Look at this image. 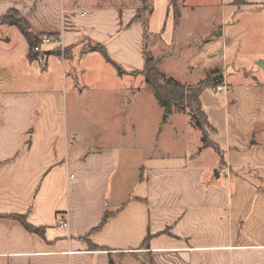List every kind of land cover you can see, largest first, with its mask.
I'll list each match as a JSON object with an SVG mask.
<instances>
[{
    "label": "crops",
    "instance_id": "crops-1",
    "mask_svg": "<svg viewBox=\"0 0 264 264\" xmlns=\"http://www.w3.org/2000/svg\"><path fill=\"white\" fill-rule=\"evenodd\" d=\"M149 2L143 19L140 0L0 5V18L15 9L34 42L58 36L36 54L17 34L23 75L13 66L16 43L0 39V264H264V89L251 81L264 54L242 55L235 29L242 24L251 46L264 0H179L193 26L176 31L168 0ZM222 20L221 46L204 45ZM154 38L172 49L157 60L166 76L192 86L219 73L222 105L205 112L213 146L163 151L157 138L147 146L139 129H127L153 94L133 72L149 49L159 52ZM86 44L102 45L119 68ZM218 51L223 69L204 62Z\"/></svg>",
    "mask_w": 264,
    "mask_h": 264
},
{
    "label": "rangeland",
    "instance_id": "rangeland-1",
    "mask_svg": "<svg viewBox=\"0 0 264 264\" xmlns=\"http://www.w3.org/2000/svg\"><path fill=\"white\" fill-rule=\"evenodd\" d=\"M0 5L5 6V7H10L11 5L14 6H19V0H0ZM212 10H216V12H218L219 14V9H212ZM189 14H192V12L190 11ZM238 17H235V19ZM239 18H241L239 16ZM231 20V19H230ZM230 20H227V22L229 23ZM188 24L187 27L190 28L193 26V21L192 20H181V18L179 17V19L176 21L175 23V31L177 29H183L186 25ZM224 21L222 20L221 22H216L215 24V30L213 31V34L207 35L204 39V45L208 43H210L211 41L216 42L217 41V45L219 43V45L221 46V42L223 41L222 38V26H223ZM227 23V24H228ZM178 27V28H177ZM14 29H11L9 31H7L6 26H4V28L0 29V39L6 41V38H10V40H12V42L16 43L15 48H13L14 55L17 57L16 62L14 63L13 61V66L16 67V74L20 72H22V75L24 74V67H23V52H22V46L21 44H19V37H17V34H21L20 31H18V29L16 27H13ZM236 30L240 31L241 33H239V36L237 35L236 37H239V41H241L240 46L241 47V54L244 56H250V55H254V53L256 52L257 54L261 53V55L264 54V42L260 41L261 36L260 34H264V24H257L256 26H254V28L251 30L252 33L256 34V36L258 38H256V40L254 41V43L250 46V43H248L243 35H242V24L240 25V27L238 28L236 26L235 28ZM179 31V30H178ZM177 31V32H178ZM233 31V29H232ZM234 32V31H233ZM238 33V32H235ZM234 33V36H235ZM188 37V36H187ZM197 36H194V40L196 39ZM208 37V38H207ZM192 37H188V39L186 40L187 42H184L185 46H191V44L193 43V41L191 40ZM40 38L36 39L35 42H39ZM196 41V40H195ZM6 42H10V41H6ZM6 42H3L5 44V46H7ZM153 43V44H157V49H159V52H157V54L151 51V49L148 50L147 54H150L152 56H154L157 60L159 58H161L162 56H167L169 54H171L170 52L172 51V49H170L169 47H161L160 45V39L158 38H154V39H149L148 43ZM200 41H198L199 43ZM147 43V44H148ZM246 43V44H245ZM159 45V46H158ZM179 45V43H178ZM91 46V44H86V46H83V49L86 50L87 48H89ZM209 47V44L207 45ZM206 46V47H207ZM199 47V46H198ZM177 48V47H176ZM178 49V48H177ZM174 50V51H177ZM62 54H69L67 51V49L64 48H59L58 49ZM173 51V52H174ZM210 51H208L209 53ZM221 52V51H220ZM219 51L216 53L217 58H215L210 62L208 61V56L204 59L205 63H211L212 66H220L223 69V65H222V61L224 60V55L223 52L220 53ZM253 53V54H251ZM255 53V54H256ZM192 56L190 59H188L187 57H185L184 59L182 58L181 60H184V64L183 65H187L188 63L191 64V60ZM195 64V63H194ZM178 65V64H177ZM171 66V65H169ZM168 66V67H169ZM179 68H181V66H179ZM54 70H56V67L53 68ZM218 69V68H217ZM177 70V69H176ZM254 77V80H251L257 84L260 85V88L263 90L264 89V70L263 72H259V74H256ZM249 81V82H251ZM223 85V84H222ZM220 85V86H222ZM219 86V85H218ZM215 88H208L207 91H202V95L200 96V101H201V107L202 110L204 112H209V114L212 115V109H213V105L216 104H221V101L219 100L220 98H222L223 93L217 95V97H215L213 95L212 92L215 93H220L219 91H217V87ZM211 92H210V91ZM224 90V88L222 89ZM147 97L145 96V98H143L141 104V109L140 111L136 112L135 110L133 111V114L131 117V119L127 120V124L128 127L127 129H129L131 132L132 130L134 131H138L137 129H139V131H141V137L144 140L145 145L148 146V144H152L154 142V139L157 138L158 141L161 142V148H159L160 150H173L174 152L178 153L180 150H186L185 152H187L188 154H193L195 153V149H196V145L199 142H202V135L200 132V128L197 127V125H195L194 122H192L190 115L187 113V111L185 112H179V111H173L171 113H166L164 111L163 108H161V106L158 104V102L156 101L155 98H153V94L151 93H147ZM217 101V102H215ZM160 127L161 132L159 133V130H157ZM205 136L208 138L209 141H211V137H210V133H209V129H206ZM164 141L166 142H172L175 143V147L173 148H169L166 147L164 145ZM212 142V141H211ZM163 147V149H162ZM206 148V147H205ZM159 150V151H160ZM207 150H210V152L212 154H214V152H212V149L208 148ZM206 158V157H205ZM191 159H193V157H191ZM209 158H206V161H209Z\"/></svg>",
    "mask_w": 264,
    "mask_h": 264
},
{
    "label": "trees",
    "instance_id": "trees-1",
    "mask_svg": "<svg viewBox=\"0 0 264 264\" xmlns=\"http://www.w3.org/2000/svg\"><path fill=\"white\" fill-rule=\"evenodd\" d=\"M140 1L142 6L138 10L137 17H142L144 15L143 17L145 18V14L147 15L151 11L152 5L150 4L149 0ZM168 3L173 10V18L176 23L180 17L179 0H168ZM143 23L144 34L148 35L146 29V19ZM0 24L14 25L27 39L29 50L31 49L34 39L27 32V22H25L23 18L20 17L19 13L15 9L8 10L7 13H5V15L0 18ZM90 49L100 52L108 63L113 65L115 68L117 67V69L119 68L118 65L109 58L107 51L102 45H94L91 46ZM56 51L60 52L58 49H56ZM65 56L68 57L67 54H65ZM144 64L145 65L142 70L134 71L133 73L142 75L146 86L153 93L156 101L166 113H171L173 111H187L192 122H194L195 125L200 128L202 133H205L206 129L213 130L209 122H207L205 112L202 110L200 96L204 89H213L221 83L220 81H217L219 73L212 72L206 76V79L198 82L197 84L186 86L178 80L166 76L162 71H160L157 59L154 56L146 53ZM204 133L201 136L202 147L213 146V143L208 140V138L205 136L206 134ZM107 216L108 214L106 213L103 222L106 220ZM10 217L18 219L23 227L28 231L38 230L27 224L24 217L21 215H11Z\"/></svg>",
    "mask_w": 264,
    "mask_h": 264
},
{
    "label": "built area",
    "instance_id": "built-area-1",
    "mask_svg": "<svg viewBox=\"0 0 264 264\" xmlns=\"http://www.w3.org/2000/svg\"><path fill=\"white\" fill-rule=\"evenodd\" d=\"M57 40H58V36H56V37L41 36L40 37V41L39 42H34L30 50L33 53L41 54L42 53V51H41V45L42 44H48L50 42H56ZM223 88H224V85H222V86L219 85L216 89H217V91L220 92V91H222ZM58 224H59L60 227L61 226L66 227L67 226V220L61 219L58 222Z\"/></svg>",
    "mask_w": 264,
    "mask_h": 264
},
{
    "label": "water",
    "instance_id": "water-1",
    "mask_svg": "<svg viewBox=\"0 0 264 264\" xmlns=\"http://www.w3.org/2000/svg\"><path fill=\"white\" fill-rule=\"evenodd\" d=\"M258 64H259L260 66H262L263 62H259Z\"/></svg>",
    "mask_w": 264,
    "mask_h": 264
}]
</instances>
